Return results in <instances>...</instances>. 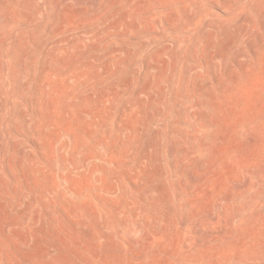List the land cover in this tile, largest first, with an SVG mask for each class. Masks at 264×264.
Returning <instances> with one entry per match:
<instances>
[{
    "label": "rangeland",
    "instance_id": "1",
    "mask_svg": "<svg viewBox=\"0 0 264 264\" xmlns=\"http://www.w3.org/2000/svg\"><path fill=\"white\" fill-rule=\"evenodd\" d=\"M0 264H264V0H0Z\"/></svg>",
    "mask_w": 264,
    "mask_h": 264
}]
</instances>
